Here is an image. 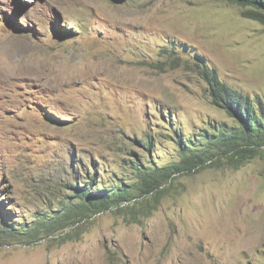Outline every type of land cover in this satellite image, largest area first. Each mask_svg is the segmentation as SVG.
<instances>
[{
  "label": "rangeland",
  "instance_id": "obj_1",
  "mask_svg": "<svg viewBox=\"0 0 264 264\" xmlns=\"http://www.w3.org/2000/svg\"><path fill=\"white\" fill-rule=\"evenodd\" d=\"M189 62L264 100V27L223 0H0V226L49 225L0 264H264V150L137 190L231 122ZM88 184L133 198L62 214Z\"/></svg>",
  "mask_w": 264,
  "mask_h": 264
},
{
  "label": "trees",
  "instance_id": "obj_2",
  "mask_svg": "<svg viewBox=\"0 0 264 264\" xmlns=\"http://www.w3.org/2000/svg\"><path fill=\"white\" fill-rule=\"evenodd\" d=\"M223 1L239 7L243 18L264 27V0ZM170 53L171 51L164 49L162 56L167 58ZM177 60L178 58L172 59ZM187 66L206 85L210 104L224 112L231 122L201 129V134L195 135L194 141H185L176 135L179 154L177 162L162 168H153L152 165H147L145 169L137 168L140 180L137 190L141 191V194L158 192L175 174L189 173L204 167L226 166L237 170L264 150V100L258 97L252 99L249 95L233 89L219 78L215 69L202 63L189 62L186 63ZM74 196L80 203L68 202L65 205L67 211L62 214L98 213L109 207H119L133 198L132 194L122 187L101 192L91 184L80 189ZM57 220L60 221L61 217ZM34 224L36 226L33 232L25 228H15L14 225L0 226V240L34 242L40 232L49 229V225L42 220Z\"/></svg>",
  "mask_w": 264,
  "mask_h": 264
}]
</instances>
